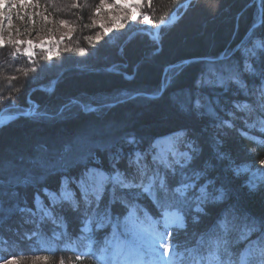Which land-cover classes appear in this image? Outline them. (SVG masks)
<instances>
[{"label": "trees", "instance_id": "16d2710c", "mask_svg": "<svg viewBox=\"0 0 264 264\" xmlns=\"http://www.w3.org/2000/svg\"><path fill=\"white\" fill-rule=\"evenodd\" d=\"M56 1L60 0H42L44 4ZM154 1L157 4H150V8L154 7L150 14L151 26L169 18L184 0ZM101 2L92 0L85 4L86 0H69L68 19L75 32L79 30L83 36L66 41L51 64L44 58L37 57L30 62L0 50V113H22L33 105L37 108L32 116H18L0 125V161H3L0 183H14L29 163L36 165L33 158L37 155L56 152L59 146V153L71 149L73 139L78 136L88 138L91 150H95L131 133L141 141L138 150L147 152L153 139L183 129L187 134L181 138L185 142L195 139L199 148L194 164L204 162L209 166L208 179L214 182L212 189L223 188L225 198L202 205L203 212L194 221L199 224L192 226L189 219L187 230L173 235L175 242L183 251L203 248L201 242L216 230V219L226 216L230 221L228 239L233 251L240 253L243 240L233 233L242 222L260 227L264 234V191L250 194L244 180L224 167L225 163L211 149L210 141H219L216 145L225 160L256 164L264 160L261 80L244 70L242 52L250 47L249 63L254 69L264 67V49L251 45L255 39L264 43V0H191L184 9L174 11L173 22L159 27L156 41L144 33L105 40L93 21H89L95 18L92 8ZM47 12L56 20L67 19L51 9ZM232 77H238L239 83ZM197 79L201 80L199 87ZM137 92L141 94L133 96ZM188 93L202 97V103L204 99L209 101L214 111L176 112L174 106L186 102ZM109 102L115 103L104 106ZM89 105L93 108L88 109ZM164 115L168 118H162ZM99 141L103 142L97 145ZM129 151L132 146L125 145L123 152ZM106 157L103 158L105 169H110L107 154ZM117 167L125 172L127 161H121ZM54 174L51 172L42 179L16 187L19 195L0 212V220L10 221L5 235H0V246H4L1 244L4 239L11 255H32L38 258L35 264H98L91 253L80 256L75 249L87 239L96 251L107 239V234L102 233L73 234L72 229L78 228L81 219H85L82 206L80 211L72 210L71 214L66 203L53 206V217L56 222L60 221L62 238L50 236L53 223L49 217L40 222L31 214L29 222L20 226L22 234L29 229L26 234L10 233L19 211H9V203L28 205L32 195L41 193L44 186L57 191L61 176L66 173H59L53 181ZM180 178L179 175L172 177L170 187L176 186ZM144 197L145 201L140 202L149 211L156 209L158 213L152 199ZM114 209L127 212L121 203ZM191 210L188 209L185 217H190ZM197 232L201 233L196 238ZM61 240L67 245L63 246Z\"/></svg>", "mask_w": 264, "mask_h": 264}, {"label": "rangeland", "instance_id": "374dc122", "mask_svg": "<svg viewBox=\"0 0 264 264\" xmlns=\"http://www.w3.org/2000/svg\"><path fill=\"white\" fill-rule=\"evenodd\" d=\"M89 1V2H88ZM92 1V0H91ZM90 0H86L85 4H88L91 2ZM186 0L178 3V5L173 9V11L170 13L171 16H174V11L178 10V8L183 7V9L187 6L184 5V2ZM42 0H33L34 6L28 7L27 9L21 8V7H13L8 6L4 7L3 9H0V12L6 17H11L10 20L6 19L2 21V29H0V37L3 38V46L0 47L1 49L7 50L11 53L12 56L19 55V57H23L27 59L28 61H35L37 57L44 58L46 61L51 64V61L57 57L62 49L65 46V42L68 40L75 41L77 40L78 36H83V33H79L77 30L75 32V28H72L71 20L68 19V12L71 3H69V0H60L56 1L55 4H43L41 3ZM129 3L132 4V7H126L122 6L121 4H118L115 2V0H103V3L95 5L92 10L93 14H95V18H90L89 21H93L92 24L96 28L97 32L102 35V37L105 40H112L115 37L121 36L123 38H128L135 33H144L146 34L150 39L157 40L158 33H159V25L160 23L166 21L163 20L156 26H151L150 21V14L153 12L154 7L150 8V4H157L154 0H142V3L137 5L134 0H128ZM190 2V1H189ZM13 3H15V0H13ZM90 5V4H89ZM57 13L62 14L61 17H67L66 21L63 20H56L54 16H52L50 13L47 12V10H50ZM19 14V15H18ZM135 14V18L134 17ZM20 16H23V19L20 18ZM147 17V19H145ZM170 17V16H169ZM63 22V23H62ZM89 24L85 25V28H87ZM97 34V33H95ZM16 41H24L25 43L17 44ZM27 41H32L33 45H35L32 48V51L34 55L29 58L28 56L24 55V51L26 48H28ZM44 43V47H39L40 43ZM258 39H255L253 43L251 44L252 47H256V44L258 43ZM252 49L249 47L247 49H244L243 52V58H244V64H245V57H247V54L251 52ZM82 54L85 53L84 50H80ZM247 63H249L247 58ZM58 79V76L56 77ZM55 78V79H56ZM262 86V81L260 84V90ZM51 88V87H50ZM141 94L140 92L133 94V96ZM150 95V94H148ZM115 102H109L105 104L104 106L111 105ZM88 109H92L93 106L89 105L86 106ZM36 106L29 110L30 116L36 114ZM2 113H15V112H2ZM11 121V120H10ZM9 122V121H8ZM7 123V122H6ZM261 123H264L263 120H261ZM5 124V123H4ZM3 125V124H2ZM181 130H176L170 133H167L163 136L157 137L153 139L149 145L148 150L149 155L146 157V162L151 165L152 157L153 155H157L160 158H167L169 160L172 159L173 153L176 154V158L178 159L181 154L187 152V146L186 142L183 140L182 135L180 134ZM75 137L73 140L75 142L72 145V148L69 150H66L62 153H59V146L58 150L56 152H49L47 154H41L37 155L35 159L36 165L40 164L41 168H46L52 170L51 172H55V174L51 177L53 181H55L58 177L59 173H65L68 175L76 174L78 178L83 170L84 163H88L89 167H97L102 168L105 171H108L110 169H105V163L106 160L103 158L106 157L105 152L97 151L95 152V161H80L79 158L86 157L89 151L91 150L90 141H88V138H79ZM103 141H99L97 145L102 144ZM155 144V149H152V145ZM216 144H219V141L211 140L210 146L211 149L217 154H221L219 152V148ZM208 145V147H210ZM225 164V168L229 171H231L235 176H237L233 169L237 166L241 168H247L250 171L248 172H241V174L238 176L244 180L245 185L247 186V180L251 177L253 173L256 174L258 178L264 179V165H261L260 163H252V162H240V161H234L232 159L225 158L222 160ZM47 164L46 166H44ZM54 165V166H51ZM121 170V169H120ZM122 171V170H121ZM50 172V173H51ZM123 172V171H122ZM49 173V174H50ZM62 175L59 188L61 185L62 180L67 179L69 182L67 183L66 187L70 189L73 192H76L77 197H79V193L76 191V186L74 183H71V180L73 177H68V175ZM205 181H201L198 183H204ZM174 186V184L172 185ZM171 186V187H172ZM177 184L175 187H178ZM44 188L48 189V193L46 194L44 192ZM58 188V189H59ZM213 186H208L209 192H214L215 190L221 189L219 187H215L212 189ZM58 191V190H57ZM53 189H50L47 186H44L42 188L41 193L33 194L31 197L30 202L28 205L23 204L19 205L21 208L27 207L32 209V212L35 213V217L38 221H41V212L38 211L39 209H43L45 212L49 213V218L51 222L53 223L52 226L49 229L50 236H52L55 239H58L59 237L62 238V229L58 227V224L60 221L57 222L55 220V217H53V206L55 205L53 203V200L49 199V196L52 193L57 192ZM42 194V195H41ZM215 194H219L218 192H215ZM145 197H141L140 201H145ZM109 202V196L105 195L103 199V203L101 205V210L103 209L104 205H107ZM137 200L134 201L136 204V209L134 213L130 216L129 215V209H127V212H121L118 209H114L116 205H118L119 202H115L111 205V210L114 211L112 213V223L106 225L104 228L97 229L95 227V222L91 224L85 223V219H81L80 224L78 228L74 227L72 230L75 231L73 233L76 234H83V235H98L100 233L107 234V240L111 242L112 245H117L120 243H123L125 248L130 247H139L141 244H144V251L146 253L144 259L149 260L152 262V264H163V262L160 260V253L156 251V248L152 246V242L148 240L149 237L155 236L156 238H159L160 233H165L164 239L160 241L159 247H162L164 241H167L169 245H178L175 242V238L173 235L179 233V232H185L187 230V222L190 219L192 226H197L199 223H196L194 221H198L197 215L199 213L195 212V205L192 206L191 215L185 217V214L188 211V209H185L183 212L180 213V215L183 216V223L184 227L177 229L175 226L169 227L167 230L163 227V222L161 220V209L157 207L155 204V207L158 209H154V212H151L147 209L145 205H143L141 202L139 203ZM149 202V201H148ZM150 205V203H149ZM69 214H71L72 209L68 207ZM170 213H172L169 216V222L171 223L172 220L175 219V210L170 209ZM121 212V213H119ZM194 212V213H192ZM202 213V212H201ZM189 214V213H188ZM32 215V214H31ZM18 219L17 223H13L10 233H15L16 235L22 234V228L20 226L26 225L27 222H29L30 213L28 212H18L17 214ZM118 218V219H117ZM193 219V220H192ZM55 220V221H54ZM223 220V217L220 219H216L215 226L218 225ZM14 221V219L12 220ZM228 221V220H227ZM10 221L7 220H0V235H5L6 231L8 230V224ZM230 221H228L229 224ZM235 222V221H232ZM212 227V226H211ZM239 228H236V233H233L234 235L240 236V240H243V249H241L240 253H242L244 256L249 255V249H252L251 255L254 257L256 255L255 246L259 244H264V234L263 230L260 227L257 226H251L250 223H241ZM30 229L32 227H29ZM216 228V227H214ZM213 228V230H214ZM212 229V228H211ZM29 230V229H28ZM28 230H24L23 233L26 234ZM16 231V232H15ZM197 231H200L199 229ZM168 233H171V235H168ZM201 232L196 233V238L199 236ZM254 233V235H253ZM22 234V235H24ZM99 240V239H98ZM97 240V241H98ZM1 242V238H0ZM63 246L67 245V242L60 241ZM57 243L60 245L59 240ZM4 246H0V264H5V261L8 262V264H35L34 260L38 259L36 257L26 256V255H11L7 251L6 242L2 241ZM208 246V245H207ZM207 246H204V251L200 252L204 255H207ZM77 253L80 256H83L85 254H88L92 252L93 247L90 245L89 241L83 240L81 241L76 247H75ZM184 249V248H182ZM180 246L176 248L170 247L169 253L166 254L165 258L172 261V264H193V259H199L195 251L189 250L188 253L187 250L183 251ZM194 250V249H193ZM183 254L180 256L179 254ZM94 256V260L98 261L101 264L100 261V249H97L95 253H91ZM135 256L131 257H121V260L119 264H124L125 260H135ZM80 258H76V260H79ZM211 259V258H210ZM201 264H203V261H201Z\"/></svg>", "mask_w": 264, "mask_h": 264}, {"label": "snow or ice", "instance_id": "6c2138e0", "mask_svg": "<svg viewBox=\"0 0 264 264\" xmlns=\"http://www.w3.org/2000/svg\"><path fill=\"white\" fill-rule=\"evenodd\" d=\"M115 2L122 6L132 7V4L128 0H115ZM134 2L139 5L142 3V0H134ZM8 6L27 9L28 7L34 6V3L33 0H15V3H13V0H0V9ZM20 18L23 19V16H20ZM133 18H135V14ZM6 19L10 20L11 17H6L0 12V29H2V21ZM16 43L21 44L25 42L16 41ZM26 43L28 44V48L25 49L23 54L31 58L34 55L32 48L35 45H33L32 41H27ZM2 46L3 38L0 37V47ZM39 47L43 48L44 43L41 42ZM256 47L258 49H264V43L258 42ZM250 54L255 55V53ZM208 63H211V61H208ZM262 64H264V61H262ZM244 70L254 76H259L262 81L260 97L262 103H264V67L254 69L251 64L247 63V57H245ZM232 79L237 80V83H239L238 77H232ZM196 84L199 87L201 80L197 79ZM187 95L188 99L186 102L174 106L176 112L189 111L205 114L201 112L202 109L206 110V112L214 111L212 104L206 99L202 103V97L199 95L195 97H193L192 93H188ZM116 102L119 103L120 101L117 100ZM162 118L167 119L168 117L164 115ZM223 123L228 124L227 121ZM228 126L232 127L233 125L228 124ZM180 134L186 135L187 133L182 129ZM192 135L195 134L192 133ZM140 142V139H137L134 134L129 133L117 137L112 142L101 145L95 150L89 151L86 157H81L79 160L95 161V152H105L110 161V170L105 171L102 168L89 167L88 163L85 162L81 175L71 180V183H74L76 186L79 197H77L76 192L66 187L69 181L64 179L58 191L52 193L49 199L53 200L55 205L62 206L66 203L75 211H80L82 206L83 215L86 218V225L95 222V227L101 229L112 223L111 205L113 203L119 202L124 205L125 208L129 209V215L131 216L137 207L134 201L147 196L161 209V220L164 229L167 230L171 226H175L177 229L184 227L183 216L180 213L185 209L190 210L195 205V212L201 213L203 212L202 205L216 203L225 198L223 188L215 190L214 192L208 191V186L214 184L212 180L208 179L207 169L209 166L204 162L194 164V161L199 155V148L195 139L187 140V152L181 154L178 159L175 153L171 154V160L166 157L160 158L157 155H153L151 165L146 162V157L149 155V152H141L138 150ZM125 145L132 146V151L124 153L123 147ZM151 147L154 150L155 144ZM218 158L223 160L225 157L223 154H218ZM121 161H127L125 172H122L117 167ZM260 164L264 165V160H261ZM2 167L3 161H0V168ZM51 171L50 169L40 168L38 164L32 165L29 163L14 183L7 181L0 183V212L4 210L6 203L14 200L19 195L15 191L17 186L42 179ZM233 171L239 176L241 172H248L250 170L237 166ZM176 175L181 177L177 181L179 186L172 188L170 187V179ZM200 181L205 182L198 183ZM247 188L250 194L264 191V179L258 178L253 173L247 180ZM43 190L46 194L48 193L47 188ZM215 192L219 194L217 195ZM105 195L109 196V202L101 210ZM13 209L20 212H28L33 216L36 215L30 208H21L19 204L9 203V211ZM170 209L175 210V219L171 223L168 219L172 214L169 211ZM38 211L42 214L40 222L49 216V213L43 209L38 208ZM215 227L216 230L209 238L207 255L200 253L199 248L192 250L199 257V259H193V264H201V261H203V264H264V244L258 243L255 246L256 255L254 257L251 255L252 249H249L248 256H244L242 253L235 252L232 249L231 242L228 239L229 225L227 217L225 216ZM164 235L165 233H160L159 238L151 236L148 240L152 242V246L160 253V260L163 264H172V261L166 259L165 256L169 253L170 247L176 248L179 245L170 246L167 241H164L162 247H159L160 241L164 239ZM168 235H171V233H168ZM133 255L136 257L135 260L126 259L124 264H152L151 261L144 259L146 255L144 244H141L139 247L126 249L123 243L112 245L106 239L104 246L100 249L101 264H119L121 257H131ZM179 255L182 256L183 254L181 253ZM5 264H8V262L5 261Z\"/></svg>", "mask_w": 264, "mask_h": 264}, {"label": "water", "instance_id": "95a60500", "mask_svg": "<svg viewBox=\"0 0 264 264\" xmlns=\"http://www.w3.org/2000/svg\"><path fill=\"white\" fill-rule=\"evenodd\" d=\"M189 1L191 0H186L184 2V5L186 6ZM176 18V16H171L168 20L160 23L159 25H165V24H169L171 23L174 19ZM57 81V78L53 80V82L51 83V89L54 87L55 83ZM28 115L27 113H0V125L18 117V116H26Z\"/></svg>", "mask_w": 264, "mask_h": 264}]
</instances>
